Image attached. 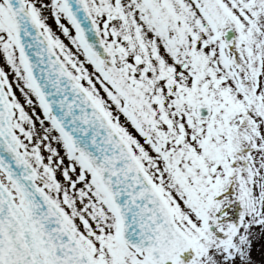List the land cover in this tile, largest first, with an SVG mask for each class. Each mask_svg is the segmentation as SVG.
Masks as SVG:
<instances>
[{"label": "snow or ice", "instance_id": "obj_1", "mask_svg": "<svg viewBox=\"0 0 264 264\" xmlns=\"http://www.w3.org/2000/svg\"><path fill=\"white\" fill-rule=\"evenodd\" d=\"M0 264H264V0H0Z\"/></svg>", "mask_w": 264, "mask_h": 264}]
</instances>
